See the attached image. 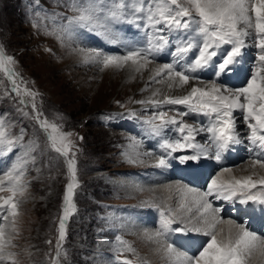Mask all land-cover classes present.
Here are the masks:
<instances>
[{
  "label": "snow or ice",
  "instance_id": "6c2138e0",
  "mask_svg": "<svg viewBox=\"0 0 264 264\" xmlns=\"http://www.w3.org/2000/svg\"><path fill=\"white\" fill-rule=\"evenodd\" d=\"M66 6L75 14L65 17L62 13L52 12L48 17L53 21L57 18L66 19V24L58 28L54 26L51 31L45 26V33L56 36L62 44L66 40L72 41L78 33L86 39L84 32L112 43L113 24L135 23L139 27L138 21L141 19H146L147 26L155 29L148 40V47L128 51L122 56L105 54L96 48H73L74 52L84 55V62L100 64L103 68L122 69L128 66L135 73H143L153 63L152 58L169 47L170 41L163 35L164 31L183 34L172 45L174 51L168 52L172 61L151 69L149 83L141 91L148 90L152 83L163 87L152 90L148 100L136 101L158 110L144 121L152 135L163 137L170 126L180 135L174 141L163 139L160 147L164 151L159 156L151 152L125 153L128 163L143 164L145 160L142 157L154 159L153 167L157 169L168 168L172 159H178L181 164L198 162L202 158L222 163L225 154L233 146L243 143L234 115L235 110L239 109L242 122L248 129L249 147L246 150L250 156L256 157L249 166L252 169L257 166L264 169V0H134L130 11L125 0H119L118 3L113 0L111 7L105 4V0H85L83 3L69 0ZM129 16L135 19H128ZM249 39L252 40L251 44L247 43ZM248 48L254 49L253 60L257 64L255 70H249L250 78L246 79V86L230 88L218 84V79L234 73L245 62ZM14 63V58L0 48V72L9 79L19 103L26 105L28 101L25 97L32 98L33 119L45 134L48 145L60 156L67 157L73 144L69 139L72 133L62 131V126L49 122L47 118L42 119V113L35 104L38 93L26 86L21 88L26 82L11 67ZM208 71L216 79L205 82L200 74ZM173 89L186 91L180 95L168 94ZM164 106L174 111L175 115L169 116L167 111H159ZM177 106H184L186 110L181 111ZM20 111L23 112V108ZM129 115L135 116L136 113L130 111ZM185 116H202L208 123L203 126L189 124L183 119ZM200 133L207 134L204 144L196 141ZM9 135L4 119L0 118V152L5 148L10 152L16 143L23 140L24 133L21 130L20 136L15 139H9ZM131 141L136 147L141 143L134 137ZM184 150L191 152L174 156ZM31 162L35 163L34 156ZM28 163L27 159H18L0 176V193H10L7 196L0 195V264L6 261L16 264V254L8 251V248L14 246L13 235L18 234L17 217L21 198L28 187V182L24 180ZM67 163L71 180L63 197L56 258L52 264H60V242L66 237V222L76 211L73 203L74 189L78 187L75 160L69 159ZM164 187L169 195L160 197L159 203L156 197H149L134 207L159 212V228L154 231L145 229L142 238L156 245L154 251L161 255L166 264H250L253 259L264 264V235L250 230L246 222L238 223L236 219H224L221 215L223 203L245 206L234 208V211L244 215L254 211L247 207L250 205L259 206L264 212V175H257L253 171L238 176L234 174L233 168L221 166L206 182L205 190L184 183H178L175 188L172 185ZM138 190L143 191L142 188ZM173 191L179 193L175 208L168 203ZM217 201L222 202L221 206H216ZM172 233H198L208 239L198 246V255H188L169 242ZM46 243L50 244L51 241ZM120 243L123 245L120 251L132 253L137 257L138 264H148L146 260H139L135 247L130 243ZM117 260H120L119 256ZM123 264H133V260L125 257Z\"/></svg>",
  "mask_w": 264,
  "mask_h": 264
},
{
  "label": "rangeland",
  "instance_id": "374dc122",
  "mask_svg": "<svg viewBox=\"0 0 264 264\" xmlns=\"http://www.w3.org/2000/svg\"><path fill=\"white\" fill-rule=\"evenodd\" d=\"M68 2L69 0H0V48L6 55L14 58L15 63L11 67L26 82L21 88L26 86L38 93L35 104L42 113V119L47 118L49 122L62 126V131L72 133L69 139L73 141L67 157L53 151L45 134L33 119L35 113L31 106L32 98L25 97L28 103L21 105L16 93L12 91L9 79L0 72V118L5 121L10 133L9 139L20 136L21 130L24 133L23 140L16 143L10 152H3L6 156L4 160L9 165L7 167L6 164H0V172H4L5 166L6 171L9 170L18 159L29 160L24 177L28 187L25 196L21 198L17 217L18 234L13 235L14 246L8 248V251L16 254V264H52L55 260L59 220L64 208L63 197L71 180L67 160L74 159L78 181L73 196L76 211L66 222V237L60 242V264H123V260H117V256L123 259L127 257L133 260V264H138L137 257L132 253L120 251L123 247L120 241H127L135 247L139 260H146L148 264H166L161 255L153 253V249L142 238L143 231L140 236H136L126 230L130 216L127 214L129 206H138L142 200L156 195H151L149 190L141 187L146 186L142 180L145 174L143 171L152 168L153 164L146 160L143 164L127 162L125 153L131 155V151L136 150L130 145L131 138L137 140L140 137L134 130L135 123L131 128L125 126L134 119L129 115L130 111H134V117L143 119V125L148 129L144 121L158 110L136 103L150 98L148 90L141 91L144 85L140 78L134 77V86L128 90L123 88L127 82L129 84L130 78L127 77L124 80L119 78L120 83L115 86L104 83V74L112 79L114 75H121L123 68H103L100 64L86 63L83 54L73 51V48H96L105 54L122 56L134 50L133 46H136L135 49L138 46L146 48L148 43L140 44V28L119 23L112 25L114 42L107 43L102 48L98 45L99 41L96 38L94 40V35L86 32L83 33L86 39L78 33L72 41L66 40L62 44L56 36L45 33V26L51 31L54 26L58 28L67 23L66 19L57 18L53 21L48 17L52 12L62 13L65 17L74 15L66 6ZM115 2L118 3L119 0ZM133 2L134 0H125L129 11ZM105 4L111 7L113 0H105ZM127 18L135 19L132 16ZM146 21L139 20L144 25L148 24ZM143 32H148L144 34L148 41L155 29L146 25ZM163 34H168L169 49H174L172 45L182 38V34L174 35L167 31ZM248 41L252 43V40ZM249 49L254 53V49ZM70 54L74 57L71 58ZM21 108L23 112L20 111ZM159 111H167L169 116L174 113L167 106ZM118 115L125 119V124L116 121ZM174 138L176 136H170L172 141ZM30 141L34 143L30 144ZM183 152L181 153L184 154ZM181 153H175V156ZM3 155L0 157L1 163ZM33 156L35 163L31 162ZM150 171L151 169L146 173ZM123 177H131L135 179L134 184L141 186L127 195L126 189L120 188L117 183ZM0 195L7 196L10 193ZM177 202L178 199L173 197L170 204L175 208ZM141 210L150 215V211L155 209ZM229 216L227 213L223 217L228 219ZM150 217L153 218L154 214ZM151 258L155 261L152 262Z\"/></svg>",
  "mask_w": 264,
  "mask_h": 264
},
{
  "label": "bare ground",
  "instance_id": "6f19581e",
  "mask_svg": "<svg viewBox=\"0 0 264 264\" xmlns=\"http://www.w3.org/2000/svg\"><path fill=\"white\" fill-rule=\"evenodd\" d=\"M138 23L140 25L139 27L134 26V25H136L135 23L131 24L130 26L135 27V28H140V33H141L140 44H144L143 42L148 43V41L146 40V36L144 35V34H148V32H143V30L146 28L147 24L144 25L143 23H140L139 21H138ZM163 35L168 37V34H163ZM182 36H183V34H182ZM95 38H96V40L99 41V43L101 45L108 43V42H104L100 38H97L96 36H95ZM147 38H149V37H147ZM138 48H142V47L138 46ZM168 50L174 51V49H165L163 53L156 54L152 58L153 63L149 65V69L144 70L143 73H135L131 70L130 67L125 66L121 72V75H116V76L114 75L116 78L114 76H112V79H110L111 78L110 76H107L106 74H104L103 75L104 79L102 78V80L104 81V83H111V84H113L112 86H115V85L120 83L119 78L121 80L126 79L125 77L130 78L129 84H127L128 83L127 82L126 85L123 86L124 89L128 90L130 88H133V86H134L133 83H135L134 82L135 79H133V78L138 77V78H140V82H142V85H144V87H145V84L149 83V76L151 75V69L155 68L159 64L168 63V62L172 61L173 58H172V56L168 55V52H170ZM245 54H249L248 49H246ZM69 56H71V58L74 57L73 54H70ZM181 63L183 64L184 61H181ZM256 64L257 63L254 60H253V66H248V64H246L244 62L234 73H230L227 76L221 77L220 79L217 80V83L224 85L226 87H230V88L244 87V86H246V79L250 78L249 70L250 69L255 70ZM177 70H179V69H177ZM108 77H110V78H108ZM200 78L202 80H204L205 82H207L211 79H216V77H214L212 75L211 71L201 73ZM107 81H109V82H107ZM135 85L137 86V84H135ZM104 86H105V84H104ZM106 87H108V86H106ZM157 87H163V86L157 85L155 83H152L150 85V87L148 89V91L150 92V97L152 94V90H154ZM165 91L167 92L166 89H165ZM185 91H186V89L185 90L173 89L168 94L180 95V94H185ZM177 107L179 109H181L182 111L186 110L184 108V106H177ZM173 115H175V112L173 113ZM234 115L237 117V120H236L237 131L240 133V136H241L243 143L240 145L233 146V149L225 154V157H224V160L222 161V163H218L213 159L202 158L198 162L190 161V162L181 164L178 159H172V160H170V166L166 169H157L155 167H152V168L149 167L148 169L143 171V172H145V174L142 177V180L145 182L146 186L134 184L135 179L137 178V176H136V177H134L135 179H133L131 177H130V179H129V177H127V178L123 177L121 179L119 178L120 180L117 182L119 187L120 188L124 187L126 189L125 193L127 195H130L131 192L135 188H137L138 186H141L145 190H147V191L149 190L152 193L151 195H156L155 197L157 198V203H158V202H160V200H159L160 197L166 198L169 195V193L165 190V187H164L165 185H172L173 188H175V185H177L178 183H184V184H188L191 187L200 188L201 190H205L206 189V182L208 181L209 176H210V175L205 176V174H206L207 170L213 166L217 167L216 169L214 168L215 169L214 172H216L217 170H219V168L221 166H223V167L233 168L234 174L238 175V176L239 175H248V174H251L253 171H255L257 175H264V169H260L258 166L256 169H252L249 166L250 161L256 157L254 155L250 156L246 150L249 147V144L247 142V134H248L247 125L242 122L241 113H240L239 109L235 110ZM133 118H132L133 120H131L130 123H128L125 126L127 128H131L132 124L135 123L134 130H135V132H137V134L140 137V139L138 138L136 140V141L141 142L139 147H136L135 145H133L132 142L130 143V145L136 149L134 151L130 150L133 154L136 151H139V152H151V153H154L156 156H159V155L163 154V151H164L160 147V145L163 143V139L171 140L169 138V136L176 134V136L178 138L180 135L172 126H170V128L165 131V135L163 137L154 136L150 133L149 129H147L143 125V119H140L137 116L136 117L133 116ZM183 119L185 120L186 123L194 124L196 126H203V125H207V123H208V120L202 116H200V117L185 116ZM126 120H128V119H126ZM116 121L119 123H124V124L126 123L125 119L123 117H121L120 115L117 116ZM143 141H146L147 143L145 142L146 143L145 144ZM196 141L201 143V144L206 143L207 142V134L206 133H200L199 135H197ZM128 145H129V143H128ZM189 152H190V150H189ZM189 152L187 153V151L185 150L183 153L184 154H190ZM174 156H175V154H174ZM143 158H144V160H146L147 163L154 165V163H155L154 159L149 158V157H143ZM150 169H151L150 173L149 172L146 173ZM182 176H186L187 180L182 179L181 178ZM190 178H192L193 181H188V180H190ZM196 182L197 183L199 182L200 185L197 184ZM173 197H176L178 199L179 193H176L175 191H173L172 198ZM170 201H168V203H170ZM222 205H223L222 206L223 211H222L221 215L224 213L227 214V212H226L227 207L231 208L233 210V213L236 212L237 215H239L240 212L234 211V208L245 207V206H240L238 204L237 205H231L228 203H223ZM247 207L254 209V211H251L249 213V215H247L246 226H248L249 229L251 230V226H250L251 221H256L258 223H261V226L263 229L262 235H264V212L261 211L259 206L250 205ZM129 209H130L129 213H127V214H129L130 216L127 219L128 224L126 223L128 226L126 228V230L128 229L127 231H129L131 233L132 232L135 233L136 236H140L141 232L144 231L145 229H148L149 231H154V230L159 228L160 216H159V213L157 211H155V210L150 211V215L154 214V217L152 218V217H150V215H147L143 210H141V209H145V208L129 206ZM221 227H226V226L222 225ZM252 231H256V230H252ZM258 235H260V234H258ZM145 241L147 244H149L150 248L153 249V253H154L155 252L154 249H155L156 245L152 244L151 242H148L146 239H145ZM145 241H144V243H145ZM169 242L173 243L174 246L177 247L180 251L187 252L188 255H192L194 245L197 246L200 242V235L198 233H172L170 235ZM193 255H198V251ZM121 260H123V259L121 258ZM150 260H152V262L155 261L152 258ZM250 264H259V262L256 259H253L250 262Z\"/></svg>",
  "mask_w": 264,
  "mask_h": 264
}]
</instances>
